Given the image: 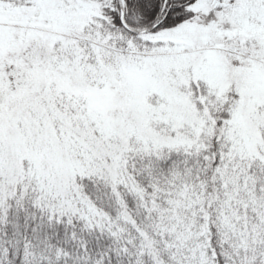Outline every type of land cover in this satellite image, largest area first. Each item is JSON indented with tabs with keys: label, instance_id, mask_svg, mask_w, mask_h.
Instances as JSON below:
<instances>
[{
	"label": "snow or ice",
	"instance_id": "6c2138e0",
	"mask_svg": "<svg viewBox=\"0 0 264 264\" xmlns=\"http://www.w3.org/2000/svg\"><path fill=\"white\" fill-rule=\"evenodd\" d=\"M0 264H264V0H0Z\"/></svg>",
	"mask_w": 264,
	"mask_h": 264
}]
</instances>
